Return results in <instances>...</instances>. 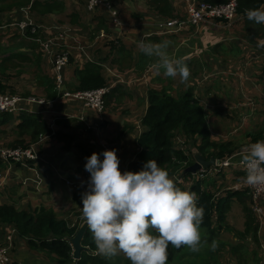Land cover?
Segmentation results:
<instances>
[{
  "label": "crops",
  "instance_id": "0c3cea01",
  "mask_svg": "<svg viewBox=\"0 0 264 264\" xmlns=\"http://www.w3.org/2000/svg\"><path fill=\"white\" fill-rule=\"evenodd\" d=\"M34 1L38 4L31 7ZM191 1L167 0L169 13L161 14L162 2L157 0H112L119 24L113 22L106 8L86 11L80 0H60L62 9L58 13L43 11L44 2L41 0H30L26 6L6 11L13 15L6 21L15 33H7L0 24V84L7 86L5 93L16 101L13 111L0 113V148L15 147L19 141L29 143L36 153L33 167L37 171L33 174L30 164L0 161L3 177L0 206L12 205L19 210H33L40 206L51 208L59 218L73 217L74 223L79 219L80 225L85 221L81 198L88 190L90 178V173L85 170L86 158L94 152L100 154L101 147L106 144L117 150L121 170L123 173L127 171L140 151L136 141L145 129L141 119L147 109L150 89L161 91L169 87L170 94L176 95L192 88L207 117L212 116L213 123L209 126L212 140L234 143L235 153L223 160L233 156L232 162H239L241 152L253 143L247 135L260 130L255 128L262 127L264 136V113L260 114L258 110L264 111V50L245 42L246 37H251L255 43L262 37L264 39V36L252 35L257 31L264 33V24H256L245 16L236 17L227 28L223 27L224 22H217L163 33L164 22L185 14ZM29 6L28 16L24 8ZM260 9L264 10V2ZM25 18L36 26L38 34L35 37L40 39L41 45L35 42L28 30L17 27V22ZM102 22L107 26L104 38H100L97 31ZM238 30L242 33L241 39L237 38ZM141 40L153 43L170 41L168 52L173 59H183L187 64L191 72L189 80L181 83L179 77L164 76L163 69L157 72L155 58L145 56L137 47ZM112 41L121 42L132 52L130 57L122 60V68L110 67L107 60ZM225 43L231 47L225 48ZM43 44L47 46L44 48ZM62 52L68 55L69 63L55 67V60ZM25 62L36 65L32 72L36 86L42 90V97L32 96L31 92L18 95L8 89L4 76H11L9 68L14 70L24 66L22 63ZM87 62L103 68V77L109 87L102 115L85 108L81 101L63 97L65 92L78 90L74 72ZM56 75L60 78L58 86L55 82L49 84ZM219 116H223L222 124ZM33 118L44 126L54 120L55 137L30 142L28 134L21 136L19 125L23 119L31 120L35 128ZM222 134L223 140H216V135ZM222 173L227 184L239 182L244 176V170L233 165ZM217 176L208 172L203 178L189 177L194 181L183 185L210 182ZM55 186L62 188L63 192ZM259 202L260 216L251 211L258 220L257 264H264L261 252L264 247V196ZM250 204L249 200L251 209ZM58 205L60 210L56 209ZM231 229L229 227L228 230ZM12 230L4 228L2 242L5 246L8 237L12 240L11 264H55L49 262L45 254L30 250ZM224 232L222 230L219 236ZM223 241L226 246L219 255L221 264H238L234 257L229 256L230 245L236 244V239ZM247 242L251 247V240Z\"/></svg>",
  "mask_w": 264,
  "mask_h": 264
},
{
  "label": "trees",
  "instance_id": "16d2710c",
  "mask_svg": "<svg viewBox=\"0 0 264 264\" xmlns=\"http://www.w3.org/2000/svg\"><path fill=\"white\" fill-rule=\"evenodd\" d=\"M6 0H0V11L5 8L12 7L20 8L29 4L30 0H13L11 4L2 7ZM60 0H46L42 1L43 11L51 13H58L62 9ZM197 2H206L210 4H224L228 0H196ZM161 3V14L169 13L167 0H157ZM263 0H237L236 17H245L247 9H260L263 5ZM41 3V2H40ZM38 2H32L31 7L36 6ZM183 14L181 17H184ZM101 27V28H100ZM97 28L107 31L105 22ZM193 27V26H189ZM254 37H262L264 33L257 31L252 34ZM263 38V37H262ZM246 44L251 47L255 43L251 37H246ZM231 47L225 43V48ZM107 60H109L110 67L116 65L122 68V60L130 57L132 52L119 41H112L109 43V52ZM69 63V58H68ZM67 63V64H68ZM36 66V65H35ZM103 68L91 62H87L84 67L74 72L75 80L78 84L77 91L91 90L107 86L106 80L102 73ZM264 73V68H263ZM9 75H5L6 79ZM55 77V76H54ZM119 77V76H116ZM260 80V78H258ZM55 82V79L49 80V84ZM7 86L0 84V94H6ZM169 87L161 91L150 89L147 93L148 105L145 115L141 119V124L145 127L144 131L138 137L136 143L140 147L136 161L129 164L127 171L139 172L143 170L147 161L155 159L158 166L166 169L170 178L172 174L170 171L182 170L181 176L185 178L191 177L190 174L184 173L186 167L192 164L191 156H186L181 150L174 148V138L177 133L183 134L185 139L192 143L193 147L197 149L200 154L209 159L213 157L217 160L230 156L235 153V146L233 142H214L211 138L209 130L210 124L207 122V112L202 105L199 104L198 99L195 98L193 89L187 88L183 92L176 95L170 94ZM14 93V92H10ZM7 95V94H6ZM8 96H11L8 94ZM107 96V95H106ZM105 96V97H106ZM15 97V96H14ZM105 100V99H104ZM5 113V112H4ZM32 121L23 119L21 122L20 135H29V141L33 142L51 134L49 125L44 126L39 124L36 118ZM30 122V124H28ZM28 129V130H27ZM258 132L253 130L247 137L253 143L263 140L262 127ZM89 128H87V131ZM57 130L54 135L55 137ZM29 143L16 142L15 147L11 148H27ZM0 161H2L0 159ZM4 162V161H3ZM11 163V162H6ZM17 164V163H14ZM245 174V173H244ZM173 179V178H172ZM174 180V179H173ZM176 182V181H175ZM177 186L182 190L195 192L198 197L197 206L203 207L204 218L200 226L203 231L201 235V246L197 252H187V247L176 249L169 245L167 264H221L219 255L225 251V242L219 238V233L229 229L226 225L227 215L231 209L232 201L243 205L242 211L244 215L243 230L233 232V237L236 239V244L230 245L229 256L234 257L238 264H257L258 263V220L248 207L247 203L251 202V196L248 191H229L223 197L216 198L213 192L215 188L214 181H197L196 184L191 185L186 189L184 185L177 183ZM205 187L203 190L201 187ZM213 189V190H212ZM78 199V198H77ZM65 217L59 218L51 208L37 207L33 210H19L12 205L0 206V247L5 238V227H9L15 231L16 237L23 239L27 247L38 253L45 254L49 262L55 264H113L111 258L99 255L92 238V234L87 229L81 245L87 248V251H82L78 260H73L71 257V247L66 241L76 233L80 220L75 223ZM225 228V229H224ZM152 234L155 235L153 232ZM251 240L252 246L249 247L248 242ZM216 241L218 247L215 251H211L212 241ZM2 245V246H1ZM11 254V249H10ZM224 255V254H223ZM116 258L121 259L120 256ZM114 264H131L126 258L121 262Z\"/></svg>",
  "mask_w": 264,
  "mask_h": 264
},
{
  "label": "clouds",
  "instance_id": "9594fccd",
  "mask_svg": "<svg viewBox=\"0 0 264 264\" xmlns=\"http://www.w3.org/2000/svg\"><path fill=\"white\" fill-rule=\"evenodd\" d=\"M245 15L249 21L264 24V10L247 9ZM170 44L167 40H141L137 47L145 56L155 58L157 72L163 69L164 76L179 77L181 83H186L190 69L183 59L170 56ZM257 46L264 48V40H258ZM175 139L182 142L179 137ZM181 151L188 156V152ZM99 155L94 152L86 158L85 170L90 178L81 198L82 216L99 255L112 258L123 254L131 264H167L170 244L176 249L200 250L204 209L197 206L195 192L178 187L174 177L170 178L155 159L147 161L139 172L121 173L116 149L103 151L102 161ZM240 156L245 183L264 187V140L248 145ZM217 247L212 241L210 250Z\"/></svg>",
  "mask_w": 264,
  "mask_h": 264
},
{
  "label": "built area",
  "instance_id": "2783aa9c",
  "mask_svg": "<svg viewBox=\"0 0 264 264\" xmlns=\"http://www.w3.org/2000/svg\"><path fill=\"white\" fill-rule=\"evenodd\" d=\"M46 1V0H44ZM86 11H93L95 8L103 7L108 10L110 15L113 18V22L115 24H119L118 19V12L113 8L112 0H80ZM30 9V6L27 8H24L25 11H28ZM236 9H237V0H228V2L224 4H210L206 2H197V1H191L185 10V15L182 18H172L164 22L162 27L164 28L163 33H170V32H178L183 30L185 27L189 26H199L202 24H216L217 22H224L225 28H227L230 23L235 19L236 15ZM17 27L20 30H28V32L31 34V36L34 37V40L36 43L41 45V41L38 37H35L37 33L36 26L31 23L28 19H23L17 22ZM157 34H160L158 32ZM98 36L100 38L105 37V31L99 30ZM258 40H264V39H258ZM257 40V42H258ZM44 48L47 46L46 44L42 45ZM68 63V55L65 52H62L60 56H58L55 60V67H59L61 65H66ZM60 81V78L58 75L55 76V84L58 86ZM109 92V87L104 86L96 89L91 90H84V91H75V92H65L63 94L64 98H70L73 100L81 101L84 104V107L96 112L97 114L103 113L104 107H105V96ZM16 101V98H12L6 94H0V113L13 111L14 103ZM49 127L51 128V134L45 135L44 137H41L39 140L43 138H50L54 135L56 129H55V123L53 120L50 122ZM264 140V139H263ZM105 150H112L111 147L107 145H103L101 147V152L99 155L100 160H103V151ZM1 157L5 160L4 162H11V163H17V164H30V170L33 171L34 174H36V171L33 167L34 162L36 160V153L32 146H29L27 148L21 149V148H3L1 150ZM237 157V155H236ZM1 159V158H0ZM233 156L217 160L216 159V165L213 168H210L206 171H200L197 172L194 175H191V177H196V179H199V177L203 178L205 175L209 172L211 175H219L222 172L225 171L226 168H230L233 166H238L244 170V176L239 180V182L232 183L227 188L228 190L232 191H248V193L251 196V210L260 216L262 210L261 207L258 205L259 199L264 196V187H252L248 186L245 183V176L246 172L245 169L241 166V164L237 161L236 163L232 162ZM2 160V159H1ZM3 161V160H2ZM119 168L121 173V167L119 164ZM176 182L183 184L182 179L174 177ZM3 177L0 174V186L2 184ZM13 234L15 233L14 230H12ZM12 247V240L10 237H8V244L5 246L0 247V264H11V254L10 249ZM263 258H264V247L261 249Z\"/></svg>",
  "mask_w": 264,
  "mask_h": 264
},
{
  "label": "rangeland",
  "instance_id": "374dc122",
  "mask_svg": "<svg viewBox=\"0 0 264 264\" xmlns=\"http://www.w3.org/2000/svg\"><path fill=\"white\" fill-rule=\"evenodd\" d=\"M12 2H13V0H6L4 2V4H2L1 6L2 7H6V6H8V4H11ZM11 5L13 6V4H11ZM13 8H15V7H12L9 12H11L13 10ZM7 10H8V8H5L2 11H0V12H3V13L0 14V24L5 27V30H6L7 33L14 34L15 33L14 29L12 27H9L8 26L9 24L6 21V18L7 17L11 16V19H12L13 18V15L11 13H9V12H6ZM26 13H27V11H26ZM27 15H28V13H27ZM0 30H2V28ZM223 33H225V32H223ZM241 36H242V33H241V31L238 30V37L237 38H240L241 39ZM233 38H235V37H233ZM234 40L235 39H232V41H234ZM257 49L264 50V48H262V47H259ZM30 54H32V52ZM22 64L24 66L16 67V68H14V70L9 68V72H10L11 76L9 78L5 79L6 83L9 86L8 89L10 91L18 94V95L21 94V93L31 92V95L32 96H40V97H42L41 96L42 90H41V88H39V87L36 86L37 83H35V81H34L35 75L32 72L34 70V68H35V65L26 64V62L25 63H22ZM11 81L12 82H15V83H11ZM258 110H260L259 111L260 114L261 113H264V111L262 109H258ZM219 117L221 119V124H222L223 123V116H219ZM207 122L210 125H212V123H213L212 116H210L209 118L207 117ZM209 130H210V127H209ZM221 130L223 131V126H222ZM210 132H211V130H210ZM176 137L177 138L179 137L182 140V142L176 141V139H175ZM175 138H174L175 147L176 148H180L181 150H185L186 152H188V156H191L192 155V150H195V148L193 147L192 143L189 142V141H187L185 139V137L183 136V134H181V133H177L175 135ZM218 139L220 141L223 140V134L222 135H216V140H218ZM1 150H3L2 147L0 148V158L3 161H5L1 157ZM181 172H182V170H179V171H172L171 170L170 171V174H172V176H174L176 178H179L180 177L182 179V182L183 183L184 182H189V181H190L189 183H191L192 180L194 181V179L182 177L181 176ZM24 175H28V174H24ZM174 181H176V180L174 179ZM214 182H216V187L214 188V190L213 189L212 190H213L216 198L223 197V195H225L227 192L232 191V190H228L227 189L229 187V185H231V184H227L226 179H224L223 173L219 174ZM184 187L186 189H189L190 188V185L184 184ZM55 188L58 189L59 191H62L63 192V189L62 188H60L58 186H55ZM204 188L205 187H203V186L201 187L202 190ZM259 204H260V202H259ZM247 205H248V203H247ZM58 207H60V205L56 206V209L57 210H60V209H58ZM242 207H243V205L237 203L236 201H232V203H231V209H230V211H229V213L227 215L226 225L232 227L233 230L231 229V230H228V231L222 233L221 236H219V238H220L221 241H223V239L224 240L225 239L226 240L234 239L233 232L240 231L243 228L242 225H243L244 218H243ZM71 219L72 220H70V221L73 222L74 221V218L71 217ZM200 233L202 235L203 234V231L200 230ZM230 242H232V241H230ZM186 250L189 253L192 252L189 248H187ZM117 256H120L121 259L116 258V256L115 257H112L111 258V261H112L113 264L115 262H121L122 263V259H126V257L123 254H119Z\"/></svg>",
  "mask_w": 264,
  "mask_h": 264
},
{
  "label": "water",
  "instance_id": "95a60500",
  "mask_svg": "<svg viewBox=\"0 0 264 264\" xmlns=\"http://www.w3.org/2000/svg\"><path fill=\"white\" fill-rule=\"evenodd\" d=\"M191 157L193 162L191 165L185 168L184 173L194 175L197 172L209 170L210 168H213L216 165L215 158L210 157L209 159H205L197 149L192 150ZM87 229H88L87 224L85 221H83L78 226V229L74 234V236L66 239V241L69 243L71 247V257L73 260H78L80 257V253L82 251L88 250L87 248L81 245V241Z\"/></svg>",
  "mask_w": 264,
  "mask_h": 264
}]
</instances>
